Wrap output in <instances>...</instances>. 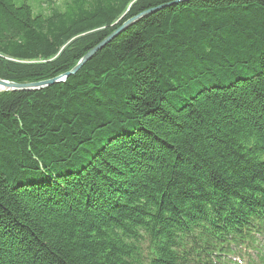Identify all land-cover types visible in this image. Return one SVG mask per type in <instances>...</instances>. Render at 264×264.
I'll return each instance as SVG.
<instances>
[{
	"label": "trees",
	"instance_id": "1",
	"mask_svg": "<svg viewBox=\"0 0 264 264\" xmlns=\"http://www.w3.org/2000/svg\"><path fill=\"white\" fill-rule=\"evenodd\" d=\"M0 0V264H212L264 219V0Z\"/></svg>",
	"mask_w": 264,
	"mask_h": 264
},
{
	"label": "water",
	"instance_id": "2",
	"mask_svg": "<svg viewBox=\"0 0 264 264\" xmlns=\"http://www.w3.org/2000/svg\"><path fill=\"white\" fill-rule=\"evenodd\" d=\"M189 1L191 0H178L177 3L189 2ZM159 9L149 10L127 21L123 26H121L118 30H116L111 36H109L101 44H99L93 50H91L84 58L80 60V62L70 72L66 73L65 75L59 78H56V79L48 80V81H42V82H37V83H26V84H17L14 82L0 79V89H1L0 92H9V91L32 92V91H38V90L48 88L60 82H64L67 78L74 76L78 72H80L82 68L88 62H90L99 52H101L104 48H106L108 44H110L116 37H118L120 34L126 31L129 27H131L132 25H134L136 22L143 19L144 17L158 11Z\"/></svg>",
	"mask_w": 264,
	"mask_h": 264
},
{
	"label": "rangeland",
	"instance_id": "3",
	"mask_svg": "<svg viewBox=\"0 0 264 264\" xmlns=\"http://www.w3.org/2000/svg\"><path fill=\"white\" fill-rule=\"evenodd\" d=\"M64 0H13L17 5H29L35 14H48L55 5H61Z\"/></svg>",
	"mask_w": 264,
	"mask_h": 264
},
{
	"label": "bare ground",
	"instance_id": "4",
	"mask_svg": "<svg viewBox=\"0 0 264 264\" xmlns=\"http://www.w3.org/2000/svg\"><path fill=\"white\" fill-rule=\"evenodd\" d=\"M1 90V89H0Z\"/></svg>",
	"mask_w": 264,
	"mask_h": 264
}]
</instances>
